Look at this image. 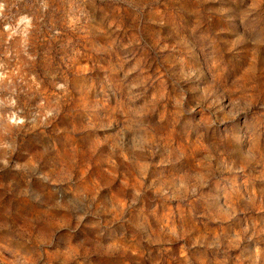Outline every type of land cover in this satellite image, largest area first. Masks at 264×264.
<instances>
[{
  "label": "rangeland",
  "instance_id": "374dc122",
  "mask_svg": "<svg viewBox=\"0 0 264 264\" xmlns=\"http://www.w3.org/2000/svg\"><path fill=\"white\" fill-rule=\"evenodd\" d=\"M0 264H264V0H0Z\"/></svg>",
  "mask_w": 264,
  "mask_h": 264
}]
</instances>
